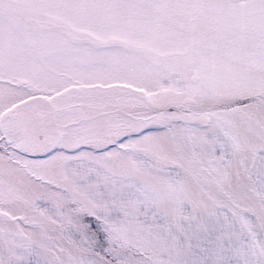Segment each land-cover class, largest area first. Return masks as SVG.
<instances>
[{"label":"rangeland","instance_id":"374dc122","mask_svg":"<svg viewBox=\"0 0 264 264\" xmlns=\"http://www.w3.org/2000/svg\"><path fill=\"white\" fill-rule=\"evenodd\" d=\"M0 264H264V0H0Z\"/></svg>","mask_w":264,"mask_h":264},{"label":"water","instance_id":"95a60500","mask_svg":"<svg viewBox=\"0 0 264 264\" xmlns=\"http://www.w3.org/2000/svg\"><path fill=\"white\" fill-rule=\"evenodd\" d=\"M196 78H197V77H196V76H194V77H193V80L195 81V80H196Z\"/></svg>","mask_w":264,"mask_h":264}]
</instances>
